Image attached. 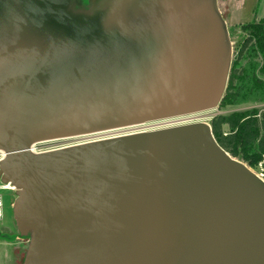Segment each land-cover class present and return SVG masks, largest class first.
I'll use <instances>...</instances> for the list:
<instances>
[{
	"label": "water",
	"instance_id": "water-1",
	"mask_svg": "<svg viewBox=\"0 0 264 264\" xmlns=\"http://www.w3.org/2000/svg\"><path fill=\"white\" fill-rule=\"evenodd\" d=\"M216 0H0V181L24 264H264V182L207 123L35 153L218 107Z\"/></svg>",
	"mask_w": 264,
	"mask_h": 264
},
{
	"label": "rangeland",
	"instance_id": "rangeland-1",
	"mask_svg": "<svg viewBox=\"0 0 264 264\" xmlns=\"http://www.w3.org/2000/svg\"><path fill=\"white\" fill-rule=\"evenodd\" d=\"M215 5L220 13V16L225 22L228 32L231 46L232 67L233 61L237 58L241 48L249 38L250 29L247 28L248 24L260 21L264 18V0H216ZM248 49L250 50L245 51L244 54L247 52L251 54L252 58L249 54L248 55L251 58L250 62L254 67L253 69L251 67H248L247 62L249 59L244 58V62L242 60V65H244L245 67V74H251L253 71L255 75L258 78H261V80L264 82V77L259 72L261 63L260 55L258 56L257 54L256 58L254 57V48H252L251 46ZM246 95L249 99V101L246 103L228 105L222 109H220L218 106L202 113L149 122L142 125L114 131L38 143L33 146L32 150L35 153L46 152L54 149L119 135H126L137 132H149L192 123H207L211 127V121L215 116L229 115L232 112H243L255 108H264L263 88L259 89V87H254L253 90L247 92ZM223 130L224 132H228V128L226 126L223 127ZM235 159L244 163L252 171H256V166L249 165L248 162L243 161L240 157H235ZM3 194L5 201V217L4 221L0 224V264H24L31 238L29 235L21 236L18 231L13 214V206L16 200L15 191H7Z\"/></svg>",
	"mask_w": 264,
	"mask_h": 264
},
{
	"label": "trees",
	"instance_id": "trees-1",
	"mask_svg": "<svg viewBox=\"0 0 264 264\" xmlns=\"http://www.w3.org/2000/svg\"><path fill=\"white\" fill-rule=\"evenodd\" d=\"M247 28L250 29L249 38L233 61L227 87L219 104L220 109L248 102L246 93L254 87L264 89L261 78L252 70L251 74H245L246 70L242 65V60L244 62V58H248L247 65L253 69L254 66L250 62L251 54L248 52L245 53L246 56L244 54L252 46L254 57L260 55L259 72L264 77V18L248 24ZM224 126L228 128V132H224ZM211 130L219 146L234 158L240 157L249 165L256 166L264 156V108L215 116L211 121Z\"/></svg>",
	"mask_w": 264,
	"mask_h": 264
},
{
	"label": "built area",
	"instance_id": "built-area-1",
	"mask_svg": "<svg viewBox=\"0 0 264 264\" xmlns=\"http://www.w3.org/2000/svg\"><path fill=\"white\" fill-rule=\"evenodd\" d=\"M1 153V152H0ZM4 155L1 153L0 160ZM251 170V169H250ZM252 171V170H251ZM261 181L264 182V156L256 165V171H252ZM15 191L10 184H4L0 181V224L4 221L5 217V201H4V192Z\"/></svg>",
	"mask_w": 264,
	"mask_h": 264
},
{
	"label": "flooded vegetation",
	"instance_id": "flooded-vegetation-1",
	"mask_svg": "<svg viewBox=\"0 0 264 264\" xmlns=\"http://www.w3.org/2000/svg\"><path fill=\"white\" fill-rule=\"evenodd\" d=\"M83 1V3H87L88 2V0H82Z\"/></svg>",
	"mask_w": 264,
	"mask_h": 264
},
{
	"label": "bare ground",
	"instance_id": "bare-ground-1",
	"mask_svg": "<svg viewBox=\"0 0 264 264\" xmlns=\"http://www.w3.org/2000/svg\"><path fill=\"white\" fill-rule=\"evenodd\" d=\"M177 125V124H176ZM35 150V149H34ZM14 189V188H13ZM15 190V189H14Z\"/></svg>",
	"mask_w": 264,
	"mask_h": 264
}]
</instances>
